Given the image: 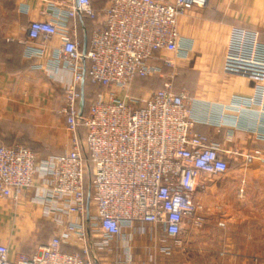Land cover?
Wrapping results in <instances>:
<instances>
[{"label":"built area","instance_id":"built-area-1","mask_svg":"<svg viewBox=\"0 0 264 264\" xmlns=\"http://www.w3.org/2000/svg\"><path fill=\"white\" fill-rule=\"evenodd\" d=\"M209 1L109 0L98 11L93 0H72L56 21H31L30 39L61 38L56 57L71 78L59 113L71 133V148L40 159L27 145H0V196L17 200L34 189L32 200L58 226L32 253L11 258L8 245L0 243V264H96L113 240L128 241L124 228L136 221L151 224L154 238L161 228L165 236L157 247L170 254L173 244L181 243L187 216L202 225L194 199L196 176L228 171L234 155L242 157L243 165L264 164L263 148L225 150L196 130L200 118L187 92L174 89L176 57L186 51L179 19ZM79 16L99 22L85 53L67 24ZM229 35L225 71L249 77L256 86L251 96H234L228 109L260 105L258 136L264 139V42L256 29L233 26ZM28 52L45 53L35 46ZM154 76L163 79L161 87L147 96L131 92L134 80ZM86 77L106 90L82 111ZM218 119L226 122L227 112ZM124 248L130 251L128 243Z\"/></svg>","mask_w":264,"mask_h":264},{"label":"crops","instance_id":"crops-1","mask_svg":"<svg viewBox=\"0 0 264 264\" xmlns=\"http://www.w3.org/2000/svg\"><path fill=\"white\" fill-rule=\"evenodd\" d=\"M71 2L0 0V145H27L40 159L71 148V133L59 113L71 74L56 57L61 38L32 40L28 27L33 20L56 21ZM108 2L93 0V6L102 11ZM96 23L83 16L67 22L76 31L83 51ZM233 26L258 30L264 42V0H210L205 7L193 6L180 17L186 51L176 57L174 89L187 92L190 106L200 118L195 129L219 142L223 149H264L256 118L260 105L242 111L228 109L234 96H251L256 86L249 77L225 71ZM29 46L43 48L44 55H30ZM86 83H82L83 90ZM96 87L97 92L106 90ZM86 100L85 96V104ZM222 111L227 112L226 122L218 119ZM229 160L243 165L240 155ZM194 184V199L199 205L196 213L202 217V225L196 226L190 216L185 218L181 253L196 264H264V171L200 173ZM34 192L27 190L17 200L0 196V243L8 245L11 258L20 252L32 253L58 228L43 214L42 205L32 200ZM91 210L95 213L94 205ZM152 229L151 224L141 221L133 228H124L128 241L113 240L100 252L96 264H156L166 254L157 247L158 238L165 234L160 228L154 238ZM165 239L172 243L169 237Z\"/></svg>","mask_w":264,"mask_h":264},{"label":"rangeland","instance_id":"rangeland-1","mask_svg":"<svg viewBox=\"0 0 264 264\" xmlns=\"http://www.w3.org/2000/svg\"><path fill=\"white\" fill-rule=\"evenodd\" d=\"M160 80L161 79L158 76L149 77L146 78L145 80L136 79L133 81V84L131 86V92L138 96H147L150 94L152 90H155L162 86L160 84ZM86 82H87L86 84L88 85L86 98L88 99L89 102L90 99L95 97L98 87L93 86V84L89 81ZM148 84H150V86H148ZM145 93L147 94L143 95ZM228 171H264V165H260V164L238 165V164L230 163V167ZM156 264H196V261L193 259H187L186 255L181 253V246L179 244L177 245L173 244L171 253L163 254L162 258L158 259Z\"/></svg>","mask_w":264,"mask_h":264},{"label":"water","instance_id":"water-1","mask_svg":"<svg viewBox=\"0 0 264 264\" xmlns=\"http://www.w3.org/2000/svg\"><path fill=\"white\" fill-rule=\"evenodd\" d=\"M86 48L84 49V53L86 52ZM84 82V81H83ZM84 106H85V93H84V90H82V97H81V101H80V107H81V110L83 111L84 109Z\"/></svg>","mask_w":264,"mask_h":264},{"label":"trees","instance_id":"trees-1","mask_svg":"<svg viewBox=\"0 0 264 264\" xmlns=\"http://www.w3.org/2000/svg\"><path fill=\"white\" fill-rule=\"evenodd\" d=\"M83 17H86V16H83ZM86 18H88V17H86ZM97 24V26L99 25V23H96ZM86 81H89V79H88V77H86L85 78V83H86ZM90 82V81H89ZM92 85V84H91ZM93 86H94V84H93ZM96 86H98V85H96ZM87 86H86V84L84 85V93H85V96H86V93H87ZM99 92V91H98ZM97 92V93H98ZM90 101V100H89ZM88 104H89V102H88V100H86V108L88 107Z\"/></svg>","mask_w":264,"mask_h":264}]
</instances>
